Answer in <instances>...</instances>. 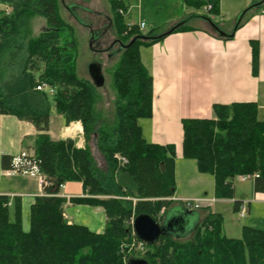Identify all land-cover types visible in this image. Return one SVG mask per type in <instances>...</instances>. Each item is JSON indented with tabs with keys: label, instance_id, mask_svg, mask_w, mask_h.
I'll return each instance as SVG.
<instances>
[{
	"label": "trees",
	"instance_id": "1",
	"mask_svg": "<svg viewBox=\"0 0 264 264\" xmlns=\"http://www.w3.org/2000/svg\"><path fill=\"white\" fill-rule=\"evenodd\" d=\"M60 1L0 0L10 8L8 13L0 10V114L29 122L37 131L33 156L3 155L1 169L19 174L35 171L44 192L30 206L27 231L22 228L18 200L11 220L9 199L0 196V264H124L130 258L148 264H264V228L243 227L240 239H229L223 233L222 218L211 212L188 240L165 235L156 244H145L143 254L129 251L130 244L139 241L130 218L144 214L159 222L175 192L173 147L147 143L138 122L152 117L153 96V79L139 49L157 42L136 40L119 53L112 72L115 118L112 123L101 122L97 88L90 78L76 73L74 41L61 44V32L72 28L60 15ZM108 2L114 34L123 44L138 35H154L125 23L119 13L126 9L123 0ZM207 2L214 5L212 14L218 15V1ZM202 4L201 0L187 2L196 8ZM35 16L45 20L47 30L29 37L26 25ZM199 22L198 30L220 39L208 22ZM194 30L188 23L174 32ZM250 46L256 76L259 46L256 41H250ZM39 85L54 92L38 91ZM50 101L66 125L80 122L84 148H77L71 139L50 138ZM213 112L215 120L181 121L183 158L194 160L199 173L213 176L217 199H232L233 181L243 175H257L252 178L253 191L264 193V121L257 118V105H214ZM90 141L103 168L92 156ZM115 155L126 163L121 165ZM73 182L81 183L85 196L70 198V203L103 209L106 221L101 234L65 220L67 200L59 196L60 186ZM237 206L235 202V211Z\"/></svg>",
	"mask_w": 264,
	"mask_h": 264
},
{
	"label": "crops",
	"instance_id": "2",
	"mask_svg": "<svg viewBox=\"0 0 264 264\" xmlns=\"http://www.w3.org/2000/svg\"><path fill=\"white\" fill-rule=\"evenodd\" d=\"M155 1L159 0H123L126 6V13L123 15L125 23H127V16L134 9L150 7ZM166 1L174 3L171 7L172 11L165 15L160 24H157L156 31L163 30L162 33L186 16L198 14L192 6H185L182 3L183 0ZM217 1L219 15H221L222 2ZM60 3L65 5V0H61ZM109 7L108 2L107 18H110ZM87 8L92 12L91 15L95 14L98 17L97 22L104 21L105 17L102 14L105 10L103 11L99 6V0H93ZM243 9L242 7L235 9L230 16L235 18ZM71 10L75 11V9ZM141 12L138 11L137 14L140 15ZM35 17L30 18L26 25V33L29 37H37L43 27V22L34 21ZM138 18V23L145 24L141 16ZM233 24L234 21H231L227 26L228 31L225 32L229 33ZM189 25L195 30L173 32L157 43L139 49L141 62L153 79L152 117L145 119L147 122L144 126L139 122V126L147 143L163 147L172 146L174 149L175 192L168 209L169 218L177 219L176 214L185 211L182 200L207 196V191L201 194L198 190L204 185L208 187L209 177L212 178L210 186L215 202L206 206L208 209L202 208L204 212L199 213L198 210H193L190 223L178 221L174 224L176 230L171 237L178 240L190 239L207 213L211 212L222 218L225 237L236 239L228 237L225 231L228 229V234L239 232L241 238L243 227L261 229L260 226H264V193L253 191L252 179L235 178L234 197L217 199L214 196L213 176L199 173L194 160L183 158L181 121L184 119L215 120L214 105L233 103H255L257 118L259 121H264V2L259 8L246 13L243 24L236 30L232 39H217L203 30H198L202 28L199 20H193ZM86 28L91 32L88 25ZM35 33L39 34L35 35ZM250 41H256L259 46V65L256 76L252 74ZM36 135V129L29 122L19 120L12 115L0 114V196L9 199L7 206L11 220L15 200H18L24 231L28 230L24 227L25 215L29 217L30 206L35 198L44 195L42 178L35 171L19 174L16 171L2 170L1 157L9 155L17 159L33 156ZM49 136L54 141L71 139L77 147L78 143L80 144L78 148H84L80 122H71L66 125L64 118L56 113L54 106L50 107ZM59 196L67 200L63 206V215L68 224L85 226L97 234L103 232L106 217L102 208L91 207L92 210L88 211L89 215L80 218V212L74 209V206L84 205H73L69 201L70 198L85 196L81 183H66L60 189ZM235 202H238L236 211L234 210ZM242 210L244 213L241 216ZM96 217L97 222H95ZM89 219L93 221L92 224L89 223ZM227 223H230L229 228ZM188 226L190 229L186 230L185 227Z\"/></svg>",
	"mask_w": 264,
	"mask_h": 264
},
{
	"label": "rangeland",
	"instance_id": "3",
	"mask_svg": "<svg viewBox=\"0 0 264 264\" xmlns=\"http://www.w3.org/2000/svg\"><path fill=\"white\" fill-rule=\"evenodd\" d=\"M93 0H84V2L79 1V0H65V5L60 3L59 6V12L61 17L65 20V22L68 23V25L72 28L71 31L66 30L61 32V44H65L70 41H74L75 43V69L78 77L80 78H85L89 79V71L88 67L91 62L96 61L102 64V74H103V85L99 88H97V93H98V100L96 104V110H97V116L98 119H101V122L104 123H112L114 120V107H113V102L115 98V90L113 88L112 84V72L114 71L118 61H119V53H114L111 56L107 57L104 55V53H97L92 50L90 47V32L86 28V26L89 24L90 31H93L95 23L92 25L90 24L92 21L94 22L98 17L93 15H89V7L92 4ZM154 1V0H153ZM191 0H183L182 3L185 6L187 5V2ZM208 0H201L203 4H205ZM257 1L260 0H221L222 5H221V15H213L211 12L207 14L204 10V6H200L199 8L193 7L194 10L201 15H209V17L212 19L214 23H217L219 27L224 30L228 31L227 26L231 23V21H235L237 16L231 17V13L235 11V9L242 7L244 9L248 8L249 6L258 3ZM157 2V3H155ZM153 5L150 7L143 6L141 10L134 9V11L127 16L126 21L128 24L136 25L139 21V16H141L145 20V29L142 34H147L149 31H153V34H159L163 30H155V27L157 24L164 19L165 15L170 13L172 11V1H166V0H159L155 1ZM209 2H207L208 4ZM67 4V5H66ZM202 4V5H203ZM69 6H75L74 9V14L80 19V22L77 21L75 18L73 19L72 16L69 14V10L67 9ZM99 6L103 9V17L106 19V14H107V9H108V0H99ZM243 9V10H244ZM64 10H66L64 12ZM138 11H142L140 15L137 14ZM105 15V16H104ZM232 19V20H230ZM34 21H40L43 22V27L40 30V33L47 30V25L44 21V19L40 17H35ZM102 22V20H101ZM126 23V24H127ZM127 24V25H128ZM39 33H35V35H38ZM54 105L52 101H50V107L52 108ZM138 122H141L143 126L146 124L145 119H140ZM83 135V133H82ZM83 140H84V136ZM89 146L92 151V156L96 160L97 164L99 167L103 168L104 163L103 160L100 156V154L96 151L94 142L90 141ZM84 146H85V141H84ZM244 176V175H243ZM241 176H236L235 178H240ZM210 179V184H208V187L204 185L203 188H200L198 191L203 194V191H207V196L205 197H212V190L211 186L212 185V178L209 177ZM240 182V181H239ZM168 200H171L169 198ZM172 201V200H171ZM74 209H78L80 212V218L83 217L85 218V215H89L88 211H91V207L87 206H74ZM208 209V208H206ZM197 212H204V210H198ZM232 220V219H231ZM29 217L25 215L24 217V227L27 230L29 227ZM98 221V218L96 217L95 222ZM89 223L92 224L93 221L89 219ZM230 224V223H229ZM229 224L227 223V228H229ZM128 227L129 225L126 224ZM261 229L264 226H260ZM131 228V227H130ZM132 230V229H131ZM226 234L228 237L231 238H240V233L236 232L235 234H228V229L225 230ZM233 233V232H232ZM180 241H185V240H180ZM146 251V250H145ZM138 254V253H137ZM143 254V253H142Z\"/></svg>",
	"mask_w": 264,
	"mask_h": 264
},
{
	"label": "water",
	"instance_id": "4",
	"mask_svg": "<svg viewBox=\"0 0 264 264\" xmlns=\"http://www.w3.org/2000/svg\"><path fill=\"white\" fill-rule=\"evenodd\" d=\"M264 0L261 2L255 3L248 8L244 9L240 14L237 16L236 20L234 21L233 27L229 33L222 30L219 26H217L215 23H213L209 18L200 15V14H191L186 16L185 18L179 20L175 24H173L168 30L152 35V36H146V35H138L133 37L127 44H122L120 41L118 43L120 44V48L114 53H120L124 49H128L136 40H145V41H152V42H158L161 39H164L171 33H173L175 30L179 29L181 26H184L188 23H190L193 20H205L208 22V24L211 26L212 30L217 34V36L220 39H232L238 26L240 25L241 21L243 20L246 13H248L251 10L259 8ZM68 7V6H67ZM75 6H69L67 9L70 11L73 18H75L77 21L80 22V19L74 14V11L71 9H74ZM90 43L92 40H94L95 35L94 32L91 31L90 33ZM113 53V54H114ZM90 80L94 87L99 88L103 85V74H102V64L96 61H93L90 63L88 67ZM169 210H167L163 216V219L160 223L154 221L151 217L148 215L140 214L135 217L133 222V230L135 235L139 240L146 244H156L160 237L165 235H173L174 231L176 230L174 224H176L178 221H181L183 223H190L192 220V211H182L179 214L177 213V219L176 218H169L168 216ZM175 216V217H176ZM186 230H189V226L185 227ZM127 264H148L147 261L140 259V258H130L127 261Z\"/></svg>",
	"mask_w": 264,
	"mask_h": 264
},
{
	"label": "built area",
	"instance_id": "5",
	"mask_svg": "<svg viewBox=\"0 0 264 264\" xmlns=\"http://www.w3.org/2000/svg\"><path fill=\"white\" fill-rule=\"evenodd\" d=\"M2 6H3V10L5 11V13H8L10 11V9L7 6H5V5H2ZM212 9H213V4L212 3L209 2L208 4H205L204 10H205L206 13L211 12ZM119 13L120 14H124V12H122L121 10L119 11ZM137 27H138L140 32H143L144 29H145L144 22H139L137 24ZM36 90L43 91V92H46L48 94H52L54 92L52 88H50V87H48L46 85H39V86L36 87ZM79 145L80 144L78 143V147H80ZM114 157L118 160V162L121 165L126 163V159L123 158L122 156L115 155ZM254 177H257V175H255V174L252 175V176L245 175V176H241L240 179L249 180V179H252ZM60 187H63V186H60ZM214 202H215V198L214 197H203V198H198V199H184V200L181 201L182 206L186 210H198V209L204 208V207H206V206H208V205H210V204H212ZM243 213H244V210L241 211V216L243 215ZM134 218L135 217H133V216L130 218L129 225L131 226L133 234L135 235L134 230H133ZM132 249H134L135 253L142 254L146 250L145 243L142 242L141 240L137 241L136 243H131L130 246H129V251L132 250ZM126 263H127L126 260H124V264H126Z\"/></svg>",
	"mask_w": 264,
	"mask_h": 264
},
{
	"label": "flooded vegetation",
	"instance_id": "6",
	"mask_svg": "<svg viewBox=\"0 0 264 264\" xmlns=\"http://www.w3.org/2000/svg\"><path fill=\"white\" fill-rule=\"evenodd\" d=\"M79 1L84 2V0H79ZM88 13L89 15H91L92 12L89 11ZM69 14H71L70 11ZM95 22H97V20H95ZM95 22L92 21L90 24L92 25ZM92 32H94L95 35L94 40H92V42L90 43V47L92 48L93 51L97 53H104L105 56L109 57L114 53V51L120 48V44L118 43V41L121 42V40L116 38L113 31L111 20L110 18H107V16L106 19H104V21L100 23L97 22L96 28L93 29Z\"/></svg>",
	"mask_w": 264,
	"mask_h": 264
},
{
	"label": "bare ground",
	"instance_id": "7",
	"mask_svg": "<svg viewBox=\"0 0 264 264\" xmlns=\"http://www.w3.org/2000/svg\"><path fill=\"white\" fill-rule=\"evenodd\" d=\"M73 127V126H72ZM74 130V129H73ZM70 131V130H69ZM72 132V131H71Z\"/></svg>",
	"mask_w": 264,
	"mask_h": 264
}]
</instances>
